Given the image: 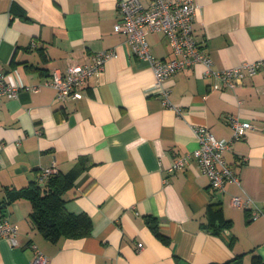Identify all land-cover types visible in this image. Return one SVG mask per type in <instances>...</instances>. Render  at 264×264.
<instances>
[{
	"label": "crops",
	"instance_id": "crops-1",
	"mask_svg": "<svg viewBox=\"0 0 264 264\" xmlns=\"http://www.w3.org/2000/svg\"><path fill=\"white\" fill-rule=\"evenodd\" d=\"M117 1L0 0V69L11 83L40 85L0 97V219L17 227L20 243L0 238V264H31L32 243L47 264H211L236 255L242 264L264 262V66L233 87L200 63L180 69L162 84L164 105L151 67L113 29ZM194 2L193 35L213 70L264 60V0ZM146 37L153 56H170L160 32ZM108 49L115 56L81 98L58 101L44 84L53 70ZM232 114L251 123L224 152L239 184L213 189L193 160L169 170L197 146L194 126L230 138ZM51 165L71 182L66 208L89 216L87 236L50 241L31 226L28 199L7 202V189L40 180ZM233 195L250 200L235 207Z\"/></svg>",
	"mask_w": 264,
	"mask_h": 264
},
{
	"label": "built area",
	"instance_id": "built-area-1",
	"mask_svg": "<svg viewBox=\"0 0 264 264\" xmlns=\"http://www.w3.org/2000/svg\"><path fill=\"white\" fill-rule=\"evenodd\" d=\"M116 6L119 18L114 23L113 29L123 33L133 54L146 61L151 67L155 85L158 86L164 105L171 106V103L169 90L162 84L180 69L200 63L205 67L206 74L215 76L223 84L233 87L243 78L254 74L259 67L264 66V60L259 59L221 70H213L210 57L193 35L192 25L196 8L194 0H149L147 4L141 0H118ZM150 30L160 32L167 39L170 46L168 58H157L152 55L146 37ZM113 56H115V51L112 49L96 52L89 62L69 63L63 72L53 70L44 84L55 89V99L58 101L81 98V88L85 86L87 80L99 73L107 60ZM20 89L34 92L40 89V85L11 83L0 69V97L2 95L15 96ZM173 109L177 113L180 111V108L176 106ZM228 124L232 131L228 139L216 137L205 126H194L192 129L197 146L191 151L176 155L169 170L183 168L193 160L207 176L213 189L222 190L227 180L239 184V175L225 159L224 152L230 148L231 142L244 136L246 130L251 127V123L232 114L228 117ZM56 172H58L57 167L51 165L42 168L40 176L46 178ZM249 200L247 197L233 195L230 203L232 206L242 207ZM257 216V211L252 213V218ZM0 238L5 239L12 246L20 245L17 239V227L6 219H0ZM31 246L34 249L31 264H47V256L35 244L32 243ZM141 247L142 244L138 243V248Z\"/></svg>",
	"mask_w": 264,
	"mask_h": 264
},
{
	"label": "trees",
	"instance_id": "trees-1",
	"mask_svg": "<svg viewBox=\"0 0 264 264\" xmlns=\"http://www.w3.org/2000/svg\"><path fill=\"white\" fill-rule=\"evenodd\" d=\"M70 187V180L58 171L46 178L41 177L40 180H32L19 189H7L6 199L7 202L18 198L28 199L31 204V211L29 213L31 226L50 241L55 242L60 238L87 236L91 227L89 216L84 212L69 211L65 206L63 193ZM211 206L214 207V212L220 211L219 204H209L207 210ZM211 224L208 226L214 230L213 232H216L218 227ZM151 226L158 236L165 239L159 233L155 224ZM240 258L241 255H236L223 263L211 264H242ZM255 259L257 264H264L258 258L255 257Z\"/></svg>",
	"mask_w": 264,
	"mask_h": 264
}]
</instances>
